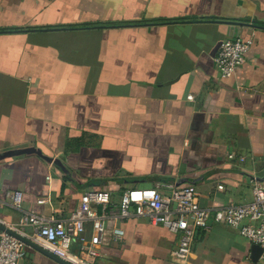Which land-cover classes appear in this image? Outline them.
I'll use <instances>...</instances> for the list:
<instances>
[{
	"label": "crops",
	"instance_id": "1",
	"mask_svg": "<svg viewBox=\"0 0 264 264\" xmlns=\"http://www.w3.org/2000/svg\"><path fill=\"white\" fill-rule=\"evenodd\" d=\"M233 37L252 44L222 77L215 56ZM251 177L264 179V0H0V223L66 219L87 189L118 203L166 184L195 186L213 213L251 201ZM117 222L123 237L94 258L77 239L70 251L83 264H261L225 223L198 228L180 262L179 234ZM18 264L60 263L25 245Z\"/></svg>",
	"mask_w": 264,
	"mask_h": 264
},
{
	"label": "built area",
	"instance_id": "2",
	"mask_svg": "<svg viewBox=\"0 0 264 264\" xmlns=\"http://www.w3.org/2000/svg\"><path fill=\"white\" fill-rule=\"evenodd\" d=\"M251 44V38L240 37L227 38L222 42L215 56L220 76L228 77L236 72L245 61ZM187 98L193 99V95ZM249 185L253 194L251 201L229 204L213 213L200 205L193 185L166 184L164 188L168 193L156 187H133L121 192L118 203L113 201L110 190L87 189L68 218L49 220L41 214L23 212L18 224L12 228L22 234L25 227H30V239L42 242L43 247L72 264H83L80 261L82 257L78 258L70 251L75 239L81 244V252L94 258L98 247L108 236L114 241L123 237L124 230L117 221L131 216H146L150 222L179 234V244L173 251V257L186 262L196 230L209 228L211 220H214L236 228L250 243L260 245V262L264 264V179L251 177ZM218 187L223 188V185ZM8 197L15 209L23 211L20 190L9 192ZM38 203H44V199L40 198ZM87 224L91 226L90 238L84 234ZM24 246L22 241L0 229V264H18Z\"/></svg>",
	"mask_w": 264,
	"mask_h": 264
},
{
	"label": "water",
	"instance_id": "3",
	"mask_svg": "<svg viewBox=\"0 0 264 264\" xmlns=\"http://www.w3.org/2000/svg\"><path fill=\"white\" fill-rule=\"evenodd\" d=\"M231 23H235L234 25H250V26H255V27H260L254 24H250V23H241V22H231ZM0 229L3 231H6L8 234L16 237L17 239H19L20 241H22L25 245L30 246L32 248H34L35 250L39 251L40 253L52 258L53 260H55L56 262L60 263V264H72L69 261L60 258L59 256H57L56 254H54L53 252H51L50 250H48L47 248L43 247L42 245L34 242L33 240H31L30 238L20 234L19 232H17L16 230H14L12 227L9 226H5L4 224L0 223ZM262 253V248L260 245L258 244H252L251 246V259L254 262H257L260 258V255Z\"/></svg>",
	"mask_w": 264,
	"mask_h": 264
}]
</instances>
